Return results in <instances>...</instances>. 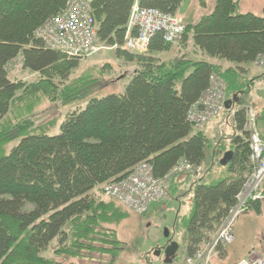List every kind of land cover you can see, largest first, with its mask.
Listing matches in <instances>:
<instances>
[{"label":"trees","instance_id":"trees-1","mask_svg":"<svg viewBox=\"0 0 264 264\" xmlns=\"http://www.w3.org/2000/svg\"><path fill=\"white\" fill-rule=\"evenodd\" d=\"M134 2L92 0L88 12L96 40L112 46L116 56L139 64L128 75L124 92L93 96L82 109L65 116L58 133L47 134L43 128L34 130L30 118L39 95L58 93L63 101L87 96L85 91L79 94L76 84L58 88L52 79H65L80 57L48 48L36 36L47 19L66 12L69 0H0V264H58L45 254L49 249L72 258L107 252L96 242L110 244L116 239L102 224H118L127 213L114 197L99 198L97 189L105 194V185L131 174L142 161L150 163L159 177L182 159L202 167L208 138L187 119L190 106L209 88L212 73L222 77L226 91L232 88L227 91L232 108L248 90L250 83L243 86L237 79L264 51V7L261 14L240 13L238 0H215L195 22H183L179 45L188 44L184 53L165 58L172 43L161 33L149 38L144 51L127 46L128 30V35L137 32L128 29ZM136 2L173 15L181 4ZM202 55L233 65L221 70ZM17 56L22 67L39 73V80L9 78L8 64ZM228 118L232 129L228 149L234 153L228 175L206 185L200 182L202 174L193 178L194 173L185 172L194 179V205L184 221L187 256L214 238L252 171L245 108H237ZM14 138L18 140L5 151ZM260 205L261 201L249 203L257 213Z\"/></svg>","mask_w":264,"mask_h":264},{"label":"rangeland","instance_id":"rangeland-1","mask_svg":"<svg viewBox=\"0 0 264 264\" xmlns=\"http://www.w3.org/2000/svg\"><path fill=\"white\" fill-rule=\"evenodd\" d=\"M214 1L181 0L177 10L178 14L176 15L184 23L192 21L191 19L196 20V17L205 15L211 10L215 3ZM238 1V12L240 13L252 11L251 9L255 8L254 5L250 6V0ZM179 42L180 40H177L172 44H180ZM163 55L165 58L173 57L170 53ZM225 62L228 61L225 60ZM77 66L69 72L65 79L59 77L52 79H54L53 82L58 88H63L64 85L76 84L80 89L79 94L85 91L87 96L81 99L63 101L58 93L55 96H53V93L49 96L39 95L37 105L33 108L34 113L30 116L34 130L35 128H43L47 134H56L59 132V123L65 116L72 110L82 109L88 99L93 96H102L106 93L124 92L125 85L129 81L128 75L137 69L139 64L116 56L112 46L97 41L91 54L80 57ZM246 68L244 74L241 73L242 75L238 77L237 81L242 82L243 86L248 81L250 85L244 94H240L239 105H233L235 106L233 108L236 110L237 108H245L251 105L256 115L258 113L259 116L257 128L260 131L262 130L264 135V81H262L260 75L264 71L256 66L254 67L252 64H248ZM8 69L10 79L25 80L29 83L40 79L39 73L32 72L21 66V57L19 56L10 61ZM227 91H232V88ZM227 91L226 95L231 97ZM205 95L204 98L206 97ZM228 115V111L224 110L216 119H211L208 123L194 127L198 130H203V127L210 126L209 134L206 135L208 138L206 157L200 169V175L202 174L200 182L206 185H213V183L224 179L229 173L227 166L219 164V159L224 154V151L230 148L228 138L232 134V129L228 121ZM17 140V138H14L11 143H8L5 146V151ZM214 148L215 153L213 155ZM193 178L187 174L185 175L183 171L176 173L168 187L167 200L151 205L145 214H137L126 210L125 206H120V209L126 211V217L118 224H102L106 232H114L116 242H111L110 244L96 242L97 247L106 248L107 252L94 251L83 258L58 256L52 254L51 249L46 251L45 254L54 257L58 264H163L164 253L161 248L167 243V238L163 236L164 229H167L178 245V250L173 259L181 258L186 253L187 236L184 221L191 214L194 205ZM95 193L98 194L99 198L109 201L106 198L107 195L101 193L100 190L97 189ZM260 210V213H257L251 206H247L233 219L231 222L233 240L221 246L223 249L221 251H225L223 261H219L221 254L217 253L216 256L218 250L214 251L211 256L214 263L233 264L242 257L249 258L254 254L264 253V199ZM174 261L170 264H174Z\"/></svg>","mask_w":264,"mask_h":264},{"label":"built area","instance_id":"built-area-1","mask_svg":"<svg viewBox=\"0 0 264 264\" xmlns=\"http://www.w3.org/2000/svg\"><path fill=\"white\" fill-rule=\"evenodd\" d=\"M90 2L92 0H70L69 13L64 15L58 13L55 17L47 19L48 31L46 40H44L46 47L59 49L66 55L74 57L80 54L77 53V47L71 43L72 39L82 41L86 46L83 51L91 48L94 31L90 24L91 19L88 17ZM132 5L130 10L133 17L132 23L138 31L137 34L131 33L129 39H126L129 48L144 49L149 38L157 32H161L162 38L167 42L180 39L185 29L181 18L152 7L142 8L136 0ZM38 33L41 36L44 34ZM252 65L264 71V51L255 57ZM210 84L198 102L191 105L188 110L187 119L194 127L216 119L224 110L228 111L230 117L234 114V108L225 106L227 95L222 77L212 73ZM204 94H206L205 98ZM245 117L244 129L248 130L249 160L252 164V171L235 195L237 202L230 208L229 214L218 227L214 238L204 245V248L197 249L190 256L185 255L184 264H218L213 262L211 256L218 245L228 244L233 240V234H231L233 219L241 210L246 209L249 203L264 199V138L257 128L258 117L251 105L245 107ZM133 169L131 174L120 178L117 182L105 185L103 192L107 196L114 197L131 212L142 214L150 205L166 198L167 187L176 173L183 171L200 175L201 167L193 166L182 159L173 170H169L161 177L154 175L151 164L146 161L137 163ZM234 264H264V253L242 258Z\"/></svg>","mask_w":264,"mask_h":264},{"label":"crops","instance_id":"crops-1","mask_svg":"<svg viewBox=\"0 0 264 264\" xmlns=\"http://www.w3.org/2000/svg\"><path fill=\"white\" fill-rule=\"evenodd\" d=\"M215 4V3H214ZM252 5H254V7L255 8H252L251 10L252 11H245V12H251V13H255V14H261L262 12V8L264 7V0H250V6H252ZM214 6V5H213ZM238 6H239V3H238ZM213 8V7H212ZM211 8V9H212ZM253 9H256V10H253ZM254 11H257V12H254ZM208 13V12H207ZM202 16V15H201ZM200 16V17H201ZM190 18V17H189ZM199 18V17H198ZM197 17H196V20L198 19ZM192 21H189V22H195V20H193V19H191ZM186 45H188V44H184V45H179V44H172V46L170 47V55L171 56H178V55H181L182 53H184V51H185V46ZM187 48V47H186ZM164 54V53H163ZM202 58L203 59H205V60H207V58H211V59H208V60H211V61H213V62H215L217 65H219L220 67H221V70L225 67V68H227V67H229V66H232L233 65V63L231 64V63H229V62H225V60H223V59H215V58H212V57H207L206 55H202ZM223 63H225V64H223ZM252 64V63H251ZM222 65H223V68H222ZM254 66V65H253ZM209 128H210V126L209 127H207V126H205V127H203V130L202 131H204V133H205V135H207V134H209ZM260 134H262V130L260 131ZM262 137L264 138V135L262 134ZM262 201H263V199L261 200V205H262ZM261 205H260V208H261ZM222 246V245H221ZM222 249V248H221ZM221 250H218L217 252H216V256H217V253H219ZM225 255V251L220 255V257H219V261L221 262V261H223V256ZM185 256V254H183L182 255V257L181 258H179V259H173V260H175L174 261V264H184V260H183V257ZM242 258H245V257H242ZM242 258H240V259H242ZM237 262V261H236ZM235 263V262H234ZM233 263V264H234ZM230 264H232V263H230Z\"/></svg>","mask_w":264,"mask_h":264},{"label":"bare ground","instance_id":"bare-ground-1","mask_svg":"<svg viewBox=\"0 0 264 264\" xmlns=\"http://www.w3.org/2000/svg\"><path fill=\"white\" fill-rule=\"evenodd\" d=\"M69 2H70V0H69ZM68 6H69V3H68V5H67V9H66V12L64 13V14H66L67 12L69 13V8H68ZM90 7V6H89ZM141 7V6H140ZM148 7V6H147ZM147 7H142V8H147ZM153 8V7H152ZM90 9V8H89ZM155 9H157V8H155ZM160 10V9H159ZM163 12V11H162ZM64 14H60V15H64ZM169 14V13H168ZM172 14V13H171ZM170 14V15H171ZM173 15V14H172ZM174 16H176L177 18H180V17H178L177 15H174ZM129 26H128V29L131 27V28H135V29H137V27L132 23V21H133V17H132V15H131V13L129 14ZM81 19V18H80ZM182 22V21H181ZM183 23V22H182ZM90 24H91V22H90ZM184 24V23H183ZM91 27H92V30L94 31V38H93V40H92V44H91V48H89L88 50H86V51H83L84 49H85V47L86 46H84V44L82 43V41L80 40V39H72V41H71V43H73V46L74 47H77V49H78V51H77V53L78 54H80V55H77V57H84V56H88V55H90L91 54V52H92V50L95 48V46H96V44H94L95 42H97V40H96V30H94V28H93V26H92V24H91ZM47 31H48V22H46L45 23V25L43 26V28H40L39 30H37V35H38V37L43 41V44H45L44 43V40H46V35H47ZM129 31H130V29L128 30V33L126 34L127 35V37H126V39L128 40L129 39V37H130V35H128L129 34ZM137 31H138V29H137ZM38 32H42V33H44V34H42V36L41 35H39V33ZM157 33H161V32H157ZM136 34H137V32H136ZM161 37H162V33H161ZM83 39H85V38H83ZM163 39V38H162ZM164 41H166L165 39H163ZM95 41V42H94ZM177 40H174V41H172V42H168V43H173V42H176ZM127 42V41H126ZM167 42V41H166ZM148 45V44H147ZM147 45L144 47V49H134V50H136L137 52L138 51H144L145 49H146V47H147ZM81 52V53H80ZM194 178H197V177H199V175H195L194 174V176H193ZM167 197H168V195L166 196V198L165 199H167ZM164 199V200H165Z\"/></svg>","mask_w":264,"mask_h":264},{"label":"water","instance_id":"water-1","mask_svg":"<svg viewBox=\"0 0 264 264\" xmlns=\"http://www.w3.org/2000/svg\"><path fill=\"white\" fill-rule=\"evenodd\" d=\"M262 81H264V74L262 75ZM233 98H235V94L233 95ZM231 103H233L232 100L228 99L225 102V106L229 108ZM233 156L234 153L232 150H225L224 154L219 159V164L222 166H227L228 163L232 161ZM163 236L167 238V243L161 248L164 253L163 264H170L173 261L172 259L178 250V245L176 241H174L173 237H171L170 232L167 229H164Z\"/></svg>","mask_w":264,"mask_h":264}]
</instances>
